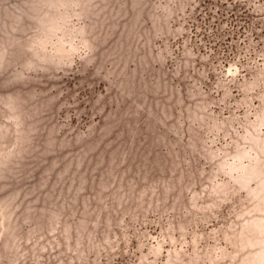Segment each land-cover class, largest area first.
I'll return each instance as SVG.
<instances>
[{
	"label": "rangeland",
	"instance_id": "374dc122",
	"mask_svg": "<svg viewBox=\"0 0 264 264\" xmlns=\"http://www.w3.org/2000/svg\"><path fill=\"white\" fill-rule=\"evenodd\" d=\"M0 264H264V0H0Z\"/></svg>",
	"mask_w": 264,
	"mask_h": 264
}]
</instances>
